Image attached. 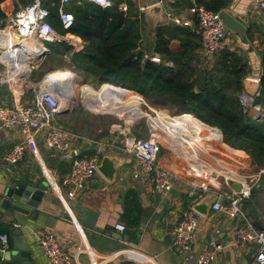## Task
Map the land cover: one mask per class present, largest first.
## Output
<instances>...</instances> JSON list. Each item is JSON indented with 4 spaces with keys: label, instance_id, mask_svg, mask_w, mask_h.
<instances>
[{
    "label": "crops",
    "instance_id": "obj_1",
    "mask_svg": "<svg viewBox=\"0 0 264 264\" xmlns=\"http://www.w3.org/2000/svg\"><path fill=\"white\" fill-rule=\"evenodd\" d=\"M30 1L4 0L1 3V8L6 16H8L20 6ZM127 1H130L133 8L138 10L139 17L142 20L143 45L150 46L154 44L156 29L158 27L176 25L171 18H168L169 14L184 20L194 18L189 11L190 4L192 3L191 0H123L120 4H126L128 8ZM263 1L230 0L229 4L224 8L240 19L247 27L244 35H237L232 31L227 33V44L231 50L245 55L244 57L248 62V69L250 71L247 77L250 76L253 79L261 77L264 71L261 58V53L264 51V8L261 6ZM45 3L49 6L54 4L52 0H45ZM142 7H145V9L142 10ZM68 34L71 37V44H76L78 47L77 49L71 45L73 51L83 50L85 47L84 41L74 34ZM1 39L0 37V46L4 49H9V46H2ZM17 44H13L18 50L13 51L14 53L23 50V48L21 49L22 45ZM178 45L179 41L177 39L171 41L172 48L176 49ZM13 52H5L0 55V61L4 62L7 66L8 75L18 76L21 73V68L23 71L27 68L31 71L33 62L38 56L35 58L30 57L26 61L23 59H16L12 62L3 61L6 53ZM218 55L212 60L213 58H208L203 55L200 47L197 49V68H211ZM147 56L152 57V59L159 57V62L162 59L157 53H151ZM72 67L74 68L73 64ZM9 68H12L13 72L10 73L8 71ZM54 72H61V74H66V72L70 73L69 70L64 69H57L51 73L54 74ZM246 86L256 87L254 85H248L244 81L245 89ZM15 90L20 91L19 89ZM130 91L140 97V102L138 100L135 103L137 105L139 102L140 107L144 102L143 97L136 91ZM9 95V99H11L13 97L12 93ZM114 98H111V100ZM89 99L98 104H114V107L117 109L119 107L115 103L123 101L121 98L103 103L105 101L99 102L92 98ZM125 103L127 102H124L121 108L125 105L128 106ZM86 104L89 105V103ZM91 107L97 111H106L93 105ZM251 112L252 114L255 113V111ZM162 120L167 123L169 121L167 118ZM133 122L131 121L130 125ZM200 123L203 122H198V124ZM111 131L112 127L108 129L107 136H102L101 134H85L91 140L81 139L78 142L82 154L91 155L99 149L101 158L106 155L114 156L118 159L119 165L115 177L112 180H108L98 171L88 181L85 187L78 192L75 200H68L67 202L71 208V212L67 208V205L61 201L56 189L45 177L43 167L33 153L27 151L24 160L15 166L13 173L6 171L3 165L0 164V228L7 227L9 229V231L3 232L9 235L8 245L4 247L0 241V250H13L15 231L20 229L23 242L29 247L31 252V264H51L49 257L39 243V237L44 232L50 230L58 235L65 249L74 256L73 264H197L196 257L194 259H186L175 249L172 244V238L175 227L181 219L183 209L195 205L199 201L198 193L193 192L190 188L180 183L171 195L166 196L155 192L152 184L148 180L143 178L136 179L133 176L136 159L134 156L128 154L122 145L120 146L118 144L115 147L110 145L113 141L111 139L112 136L116 137V134L112 135ZM23 140L24 136L18 127H5L0 122V157L4 156L16 142ZM221 143L229 150L242 152L245 157L242 166H256L252 164L250 156L244 150L231 147L224 141ZM39 147L43 164L51 170L54 181L65 194L68 191V187L63 185L62 179L70 172L71 162L62 160L55 153L48 150L41 140H39ZM228 159L235 160L231 157H228ZM258 169L257 167L255 170L248 172L252 173ZM174 170H177V168H174ZM44 180L48 182L45 195L39 205L32 207L29 213L16 211L11 209V207L6 209L2 207V201L11 187H15L20 182L38 186ZM197 181L204 183L207 182V179L197 177ZM215 184L217 192H226L222 182L221 184ZM128 189H133L138 192L143 206L142 223L136 242L127 241L124 236L125 231L120 232L115 228L116 223H123L121 214L124 210V196ZM69 214L71 216L74 215L83 224L77 223L73 219H68L67 215ZM248 217L250 219L255 218L250 215ZM257 219L264 225V219L260 217ZM239 224L237 219H230L223 213H210L209 217L201 216L200 227L194 242L196 256L202 251L211 248L209 242L215 237V230L219 228L221 232L217 235V241L224 247L222 250L216 252V258L212 264H251L256 247L251 245L247 249H243L238 245L234 231L235 227ZM3 233L0 232V234ZM118 234H120L119 237ZM0 264L13 263L11 261H5L0 257Z\"/></svg>",
    "mask_w": 264,
    "mask_h": 264
},
{
    "label": "built area",
    "instance_id": "obj_2",
    "mask_svg": "<svg viewBox=\"0 0 264 264\" xmlns=\"http://www.w3.org/2000/svg\"><path fill=\"white\" fill-rule=\"evenodd\" d=\"M71 1H77L78 3L90 1L103 8L113 5L111 0H58L59 19L65 30H69L75 20L74 14L66 8V5ZM191 1L193 4L189 7V11L193 15V19L184 20L179 17H173L170 14L168 18H171L176 25L191 28L200 38L203 55L214 60L216 55L228 47L225 24L220 19L219 11H214L202 4H198L195 0ZM261 6L264 8V1ZM119 8L123 11L128 9L126 4H120ZM144 9L145 7H142V10ZM49 16L50 8L45 4V0H31L10 13L5 19L0 20V30L11 28L21 39L27 37L37 39L44 48L43 53L49 52V48L46 46L48 43L66 42L78 49L76 44H71V37L68 33H60L51 24ZM4 44L9 46V48L14 46L9 41H4ZM1 53L2 51L0 50ZM42 59L43 57L41 61ZM153 59L157 62L160 60L159 57ZM0 64L5 66L4 69L0 67V122L5 127H18L24 136L23 141L16 142L4 156L0 157V164L3 165L6 171L13 173L15 166L24 160L26 152L30 151L33 153L41 163L45 177L56 189L61 201L67 205L71 212L67 201L75 200L78 192L99 171L100 150H96V153L91 155L82 154L78 145L79 140L91 139L81 132L57 123V118L68 109L63 97H61L62 87H50L44 85L43 81H41L31 87L34 89V97L31 101L23 103V82L19 84V74L18 77L15 76L16 78H10L5 63L0 61ZM74 79L75 76L72 77V82ZM254 79L260 81L261 77ZM4 85H7L11 91L13 95L11 99L2 95ZM15 89L20 91L17 93ZM260 94L259 87L253 94L244 88L239 95L244 112L251 114L257 119L264 118V108L256 104V99ZM252 109L255 111L254 114L251 112ZM149 126L150 135L137 137L132 133L131 129L126 133L121 130L120 126L112 125L111 134H116V137L112 136L111 139L113 141L110 145L115 147L120 144L128 154L134 156L136 166L133 176L136 179L143 178L148 180L155 192L166 196L171 195L180 183L190 188L193 192H197L198 200L209 193L217 194V200L212 204L210 213H223L230 219H237L240 224L235 227L234 234L238 245L243 249H247L251 245L256 247L251 264H264V228L259 229L256 227L242 208L243 203L250 197L252 188L264 180V167H260L252 173L245 172V170L241 171L237 167L234 172L225 168L213 155L212 151L201 146L204 152H202V156L198 155L200 159L197 158V164L193 161H187L192 169L197 172V177L206 178L207 182L200 183L197 181L196 183L189 181L161 161L160 153L163 142H161L160 136L157 135L151 123H149ZM209 127L218 129L210 125ZM123 133V139L119 140V134ZM221 137L223 142L222 134ZM39 140L43 141L47 149L55 153L59 158L71 162L70 172L62 179L63 185L68 187V191L65 194L54 181L51 170L41 160ZM221 182L226 192L216 191L215 183L221 184ZM234 182L241 184L239 191L233 188L232 184ZM210 213L204 216L194 208V205L183 209L181 219L175 227L172 238V244L175 249L186 259H194L196 257L197 264H212L215 261L216 252L224 247L217 241V235L221 232L217 228L215 237L209 242L211 248L202 251L196 256L194 242L200 227V217H209ZM72 216L74 219L76 218L74 215ZM115 228L120 232L126 230L124 223H116ZM0 241L6 247L9 242V235L7 233L0 234ZM125 242L128 243L127 241ZM39 243L49 257L51 264L74 263V256L65 249L55 232L50 230L44 232L39 237Z\"/></svg>",
    "mask_w": 264,
    "mask_h": 264
},
{
    "label": "trees",
    "instance_id": "obj_3",
    "mask_svg": "<svg viewBox=\"0 0 264 264\" xmlns=\"http://www.w3.org/2000/svg\"><path fill=\"white\" fill-rule=\"evenodd\" d=\"M3 1L0 0V20L7 17L1 8ZM112 1L113 5L107 8L90 1H71L66 8L74 14L75 20L73 26L65 30L59 19V2L52 0L54 4L48 5L51 24L62 34L71 33L80 37L85 47L83 50L73 51V47L66 42L48 43L50 52L61 56L68 55L75 70L94 76L102 87L116 94L127 89L133 90L149 100L168 104L176 107L179 113H184L175 117L218 127L226 144L244 150L253 165L264 167V118L257 119L244 112L239 98L244 88V79L250 72L245 55L226 47L219 53L211 68L198 69L197 49L201 47V41L191 28L178 25L160 26L156 29L154 44L146 47L143 45L142 20L138 10L133 8L130 1H127L126 11L119 8L123 0ZM195 1L209 9L220 11L230 0ZM176 39L179 45L174 49L171 41ZM148 52L159 54L161 62L147 56ZM261 58L264 67V51ZM3 88L10 94L7 87ZM260 91L256 104L264 108V71L261 75ZM59 117L57 123L62 125ZM168 120L172 126L176 124L172 119ZM211 129L215 133L219 131ZM209 135L212 142L229 150L218 139L219 136L212 132ZM164 150L160 153L161 161L165 157L162 154ZM263 188L264 180L252 191V198L256 199L257 192ZM142 213L143 206L138 192L128 189L121 214V220L126 226L124 236L127 241L138 240ZM249 215L259 217L255 212ZM6 231H9L7 227L0 228L1 233Z\"/></svg>",
    "mask_w": 264,
    "mask_h": 264
},
{
    "label": "rangeland",
    "instance_id": "obj_4",
    "mask_svg": "<svg viewBox=\"0 0 264 264\" xmlns=\"http://www.w3.org/2000/svg\"><path fill=\"white\" fill-rule=\"evenodd\" d=\"M147 46L149 47V45H146V47ZM1 51H2V54H4L5 52H13V51H18V50L17 49H8V50L1 49ZM148 54H151V53L148 52ZM0 67L3 69L5 68L3 64H0ZM57 69L70 70L74 73L75 79L73 80V83H74L73 86L76 87L75 89H76V94H77L76 102L72 106H68V109L66 110V112L61 114L59 117V122L62 125L67 126L70 129H73V130H76L82 133L84 132L89 135H100L101 134L103 136L108 135V129L111 128L112 125H117L121 127V130H123V132L127 133L128 130L131 129L132 133L135 136L137 137L146 136L147 137L148 135H150L149 123H152V126L154 127L155 132L157 133L158 136H160L161 142H163L162 149H165V150H164V153L162 152V154L165 155V157L162 160L164 161V163H166L167 166H169L172 169L177 168V170L175 171L179 173L181 176H183L185 179L189 181H194L197 183V172H195L192 169L187 159L181 156L180 148L176 146V144L180 142L179 135L173 131H170V130L168 131L167 129H163V128H157L156 126L153 125V122L156 116L158 117L161 116L160 118L162 119L167 118L168 120V118H170L173 121H175L176 124L178 125V128L182 132L191 131V133H193L194 131H197V128L199 127V124L197 122H191L184 118L175 117V116H179L184 113H179L176 107H171L168 104H160L158 102L149 100L148 98L144 97L142 94H141L142 95L141 97H143L144 102L139 107V102H140L139 100L138 104L136 105L135 112L130 113L128 111H125V112L117 113V112H110V111H92L88 107V106L91 107V104L86 106L87 104L83 102L84 100L82 99L83 97L80 92L81 86H82L81 88H82V93L84 94V97H87V98L89 97L99 102L105 101L103 103L112 101L114 99L118 100L121 98L123 101H126L134 93L130 91L129 89H127V90L122 91L121 93H117V94L115 93L114 95V92H112L110 89H107L106 87H102L101 83H99L95 79L94 76H88L84 73H81L75 70V68L72 67V64H71V61L68 55L61 56L58 54H53L49 50V52L47 53L45 57H43L41 62H39L36 65H33L29 75L27 76L23 75L20 77L19 84L23 82L22 102L29 103L31 99L34 97V89L31 87H34V85L43 81L44 77L48 73L54 70H57ZM51 74L47 75V77L50 76ZM69 74L70 73L67 72L64 75L69 78ZM3 87L8 88L7 85H4ZM2 91H3L4 96L9 98L10 95L7 92V90L3 88ZM8 91L11 92L9 88H8ZM16 92L18 93L17 90ZM93 92H99V94H94ZM102 92L104 94H100ZM113 97L115 98L111 100V98ZM252 111L254 110L252 109ZM141 115H144V116H141ZM128 121H134L133 124L130 125L131 127L127 125L126 122ZM168 123L170 127L175 129V127L171 125L170 121H168ZM181 131H178V132H181ZM123 137H124V133L119 134V140L123 139ZM217 147H218L217 148L218 154L225 155V152L223 151V148H222L223 146L219 144ZM246 166L247 167L245 166H237V167L241 171L245 170V172L253 171L257 168V166H252V165L251 166L246 165ZM256 186L257 184L252 188V191L255 189ZM242 208H243V211L248 216L252 212H255L256 214L259 215L260 218L264 219V188L260 189L257 192L256 199H253L252 195H250V197L243 203Z\"/></svg>",
    "mask_w": 264,
    "mask_h": 264
},
{
    "label": "bare ground",
    "instance_id": "obj_5",
    "mask_svg": "<svg viewBox=\"0 0 264 264\" xmlns=\"http://www.w3.org/2000/svg\"><path fill=\"white\" fill-rule=\"evenodd\" d=\"M0 37L2 38L1 39L2 46H7L4 44V41H9L11 44H15V45H18L17 43H19L20 45H22L21 49L23 48V50H20L18 53H14V52L13 53H6V55L3 58L4 59L3 61L12 62L16 59H20V60L23 59L24 61H26L30 57L35 58L37 56H38V58L33 62V65H36L41 61L42 57L39 58V56L42 55L44 48H43V46H41L42 45L41 42L38 41L37 39H35L33 37L32 38L27 37V38L21 39V37L18 36L17 33L14 32L11 28H7L5 30H0ZM16 48L17 47L13 46L12 48H9V49H16ZM1 49L8 50V49H4L0 46V50ZM58 70H60V69H58ZM8 71L11 73V72H13V69L9 68ZM29 73H30V70L28 68L25 71H23L21 68V73L19 74V78L23 75L27 76V75H29ZM49 74H51V72L48 73L47 75H49ZM47 75L44 77L43 84L48 85L50 87L61 86L62 87V92H61L62 96L61 97H63V101L65 102L66 106H72L76 102V98H77L76 89H75L76 87L73 86L74 83L72 82V77L74 76V73L70 71L69 78L66 77L64 74H61V73H54L48 77H47ZM9 77L11 78V77H15V76L9 75ZM46 77H47V79H46ZM81 87H80V89H81L80 92H81V95L83 97L84 94L82 93ZM83 99H84V102L89 103L95 107H100L101 109H105L106 111L107 110L108 111H114L116 109L114 112H117V113L125 112V111L132 113V112L136 111L135 103L138 100H140V97L137 94H133V95H131V97L128 100L115 103L119 107V109L114 107L115 106L114 104H110V103L98 104L95 101H91L87 97H83ZM124 102H127L125 104H128V106L125 105L123 108H121L124 105ZM88 107L92 111H97V110L92 109L90 106H88ZM126 123H127V125L128 124L130 125L131 121H128ZM153 123H154V126H156L157 128L167 129L168 131L169 130L173 131L179 135L180 142L177 143L176 146H178L180 148L181 156L186 158L188 161H193L194 163L197 164V158L200 159V157L198 155L202 156V152H204L203 148H206V149H209L210 151H212L213 155L225 166V168H228V169L233 170L235 172V169L237 168V166L243 165L242 162H244L245 157L243 156L242 152H238L237 150L231 151V150H227V149L223 148L225 155H222V154L219 155L218 154V152H217L218 144H216L215 142H212L210 140V135H209L210 132H212L213 134H216L215 130L211 129V127H209L208 125H206L204 123H200L199 127L197 128V131H194L193 133H191V131L178 132L177 129H179V128H178L177 124L174 123V127L176 129L175 130L172 127H170L167 122L162 120V118H159L157 116L154 119ZM216 132L218 133V136H219L218 139L221 140L222 139L221 133L219 131H216ZM228 157L234 158L235 160L228 159ZM239 161H240V163H239Z\"/></svg>",
    "mask_w": 264,
    "mask_h": 264
},
{
    "label": "water",
    "instance_id": "obj_6",
    "mask_svg": "<svg viewBox=\"0 0 264 264\" xmlns=\"http://www.w3.org/2000/svg\"><path fill=\"white\" fill-rule=\"evenodd\" d=\"M155 8V7H154ZM160 8V7H158ZM220 19L224 22L226 27V32L230 31L236 33L237 35H244L246 32V25L237 17L232 15L226 9H222L219 11ZM46 53H43L41 57H45ZM245 83L248 85H254L256 87L246 86V90L250 93H255V91L259 88L260 82L253 78H245ZM66 112V110L64 111ZM63 112V113H64ZM219 129V128H218ZM220 130V129H219ZM222 136L223 133L220 130ZM126 154V152H125ZM119 165V161L114 156H103L99 161V171L108 179L112 180L115 177ZM235 190L241 189V184L234 182L232 184ZM48 182L44 180L39 183L38 186L35 184H26L23 182L18 183L15 187H11L7 193L6 197L2 201V207L5 209L11 207L16 211H20L23 213H29L32 207H37L45 195V191L47 190ZM217 200V194L209 193L205 195L202 199H200L197 203H195L194 208L202 215L207 216L210 213V209L212 204ZM68 219H73L77 223H82V221L77 220L72 217L70 214L67 215ZM251 222L258 227L259 229H263V223L257 218H251ZM51 225V224H50ZM120 234H118V237ZM0 257H2L5 261H11L13 264H31V252L29 247L24 244L23 237L21 236V230L17 229L15 231L14 236V245L13 250H0Z\"/></svg>",
    "mask_w": 264,
    "mask_h": 264
}]
</instances>
